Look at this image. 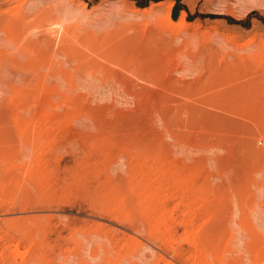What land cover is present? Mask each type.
Here are the masks:
<instances>
[{"label": "rangeland", "instance_id": "1", "mask_svg": "<svg viewBox=\"0 0 264 264\" xmlns=\"http://www.w3.org/2000/svg\"><path fill=\"white\" fill-rule=\"evenodd\" d=\"M0 264H264V0H0Z\"/></svg>", "mask_w": 264, "mask_h": 264}]
</instances>
